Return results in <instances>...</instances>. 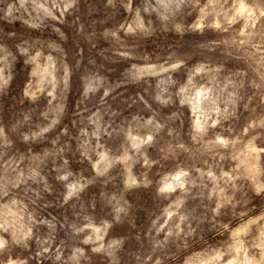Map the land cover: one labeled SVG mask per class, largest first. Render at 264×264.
<instances>
[{"label": "rangeland", "instance_id": "obj_1", "mask_svg": "<svg viewBox=\"0 0 264 264\" xmlns=\"http://www.w3.org/2000/svg\"><path fill=\"white\" fill-rule=\"evenodd\" d=\"M0 264H264V0H0Z\"/></svg>", "mask_w": 264, "mask_h": 264}]
</instances>
